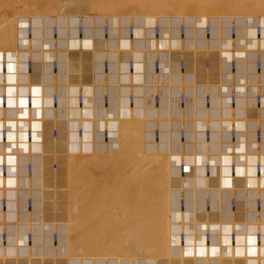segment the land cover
Wrapping results in <instances>:
<instances>
[{
	"label": "bare ground",
	"instance_id": "bare-ground-1",
	"mask_svg": "<svg viewBox=\"0 0 264 264\" xmlns=\"http://www.w3.org/2000/svg\"><path fill=\"white\" fill-rule=\"evenodd\" d=\"M3 1L7 2V0H3ZM131 1L132 0H126V1L125 0H10L7 2V4L10 5L8 6L4 5V7L3 8L1 7L2 9H0V50L3 51L8 48L12 49L11 47H13L11 51L14 52L15 55L17 54L16 59L17 57H19V55L20 56L24 55L23 61L21 60H19L21 62L14 61L15 69L17 66L23 72L25 69V60L27 54L31 55L35 61V71L33 78L32 75L28 76L27 78L25 74H22V77H24V79H21L20 82H18L17 78H15L17 79V81L15 80L14 82H8V84L11 85L8 86V90L13 91L12 87L16 84L17 85L20 84L21 89H23V96L21 97H23L24 103H25V98H24L25 93L27 91L33 92L34 94L33 104L28 106L33 108L34 105H37L39 107L40 110L38 109V111L40 114L37 122L40 123V121H42L41 126L39 127L42 129V132L44 130L46 132V133L45 132L41 133V131L39 130V132H37L33 140H31L33 135L31 138L25 137L26 138V142H25L24 140L19 139L17 125L19 124V122L26 123L27 120L24 119V116L22 117V119L20 118V120L16 119L15 117H11L9 121L10 123H12V127L10 126L11 128H9L6 142L5 141L2 142V140L0 139V144L2 145L10 144L16 146V143L18 142L16 147H19L20 151L17 150L16 147H14L13 149L16 151L25 152L30 150L36 154L34 157L33 172L29 177L30 179L28 183V185L31 186L32 188V189L29 188L28 192L33 194L34 196L33 205L31 207L26 208L23 201H19V203L17 204L18 211L16 210V215L13 216V220H12L13 224H9L8 226V237L10 232L14 233V236L10 237L8 240V242L10 241V243L12 244L11 245L12 247L10 246V243L7 244L10 247L5 246L4 243L0 245V264L12 263L11 258L12 259L17 258L14 260L12 264H15V262L17 264V261H19V264H27V263L45 264V262H50L49 260L56 261L57 259L63 262L67 261L69 262V264H77L79 262H84L85 260H88L90 264H101L103 260H105L106 258H113L114 260H120L121 264H129V262L131 263L133 262L134 264H158V263L176 264V261H178V259H175L171 255L173 253L171 247L172 238H173L172 234L174 230H176L177 227L180 225V222L182 221L181 219L182 214H184L185 220H188L190 218L188 210L191 208L192 203H190V201H187L185 205V209L183 210V212H180L177 199L179 198V195L183 193L186 195V199H188V197L192 195L198 196L199 199L201 198V196H203L204 192L202 189L198 188L197 190H195V188L199 187L200 184H203L201 182L203 179L202 175L204 173L202 166L203 162L205 159L209 158L212 161L211 163L213 167H215L217 162V156L185 155L184 152L182 151L183 150L188 151L190 149H193V147L187 144L185 147L179 145L177 127L179 124L184 122L187 125L197 123V126H195L194 129L200 128L201 126H203V124L199 120H201V118L206 117L208 115L212 116L213 113L216 112L217 108L215 109L211 108L210 112H208L206 108H204L203 96H202L204 86L196 85L197 82H202V80H197L200 78L199 77L200 74H198L199 75L198 77L194 75L197 79L195 77H194L195 79H193L192 69L194 68L189 69L188 68V66L190 67L189 64L185 68V70L179 69V66L176 63V61H178L176 53L174 52L169 53L171 52V49H169L167 52L160 51L159 54V59L161 61L160 70L162 71L160 72V74L158 75L156 74L154 77V74H152L151 72L154 70L153 58H155L157 54L155 55V53L153 52L152 55L147 53V55L145 56L144 54L143 58L141 59V55L139 54V51H137V48L141 47V44L144 45V47L145 45H147L146 47H149L148 45L149 41H147L146 39H145L146 41L144 40L138 41V36H140L141 34H145L148 31L144 33L145 28L142 23L143 20L138 18L137 17L138 15L136 16L132 12L133 8H131V12L133 14L132 13H127V14L130 15L132 14L135 15L136 17L133 16L132 18L130 17L131 18L130 20L128 19L126 20V18L124 17L125 15H122L121 18L124 17L125 22L128 21V23L126 22L127 24L124 23L126 26H128L129 23L134 24V28H135L134 32L136 37L134 36L133 37L134 41L132 43H129L131 46L128 45V43L123 44V41H121L118 44L120 35L116 34L115 32L116 30L113 29L116 26L114 24H110V22L107 21V20H115L116 18L111 17L109 13H111L112 15L113 14L112 12L114 10L117 11L116 9L118 7H119L118 9L122 11L124 9L122 8L123 5H126L124 7L125 8L127 7V9H129L128 6H130L133 3H134L133 5L135 6L137 5L135 4V1L132 2ZM143 1L144 0L141 1L137 0V2L140 3L139 5L142 6L140 8L143 7L145 8V6H143L145 4L146 5L151 4V3L143 4L142 3ZM145 1L149 2L148 0ZM154 1L156 4L154 3ZM154 1L153 0L151 1L155 4V5L153 3H152L153 5L151 4L153 7L158 5V3L156 2L157 0ZM163 1L167 4H169L171 1L173 4L172 3L170 4L171 6L170 8H173L172 5L173 6L177 5L178 7L181 8L188 7L187 5H189L191 6V8H193L192 7L193 5V6H197L196 9L198 8L199 10L205 9L206 11L202 10L203 13L202 14L200 13L202 16L205 11V13L209 12V14H211L210 16L213 17L212 15L216 10L210 13V10L207 9L212 7L213 9H216L217 6H222L223 4H226V6L229 7L228 11H223L226 12L224 15H226L228 12L229 14L236 15L237 17H241V15L246 17L247 15L250 16L249 14H253L252 16H250L254 18L253 21H255L256 18L257 19L259 18V21L256 20V22L254 23L252 21L251 22L254 24V29H255V24L260 23L261 25L260 34L258 35L253 34L251 38L249 33H248L249 35L246 34V29H247L246 25L249 24L246 22H249L250 19L252 18L248 20V18L246 17V19H244L241 23H239L237 22L238 19L235 20L234 17L233 20H235L239 24L240 32L237 33V36L240 37L245 36L249 38L250 41L251 40L253 42L256 41L262 50V54H264V37H261L264 36V0H166L168 2H166L165 0ZM163 1L159 0L158 2L160 3L162 2L163 4L164 3ZM126 2L127 3L130 2L131 4L129 3L128 5ZM115 4L116 6L117 5L118 6L116 9L114 8V10L112 11L109 7L110 6L115 7ZM139 5L137 6V8L139 7ZM162 6L165 8L164 5H161L160 7L162 8ZM147 7L148 5L146 6V8ZM157 9L159 10V6ZM221 9L222 8H220V10ZM27 10L36 11L37 14L43 13L46 15L48 14L55 15L59 13L63 15L61 18L62 21L37 20L36 22L35 20L38 19L37 18L38 15L37 17L35 16L36 17L35 20L27 19L25 17L26 18L25 26L24 28H21L23 29L24 32L22 31L17 32L16 15L19 14L20 12ZM105 10L106 11L111 10L110 12L109 11L107 12L109 16L104 15L106 14L104 12ZM150 10H152V8ZM140 11L141 10H139V12ZM218 12H222V11H217L216 14ZM33 13L35 14V12ZM96 14L98 15L103 14L102 17L105 16V18H101V19L102 20L106 19V20L104 21L100 20V22L97 23L98 16ZM116 14L117 13L115 12V16ZM218 14L220 15L221 13ZM244 14H246V16ZM182 18H184V16ZM182 18L178 19V22ZM50 19L52 20V18ZM149 19L150 22H153L151 18ZM158 19L164 26V27L162 26L160 32L161 36H166L168 38L170 36L173 37V41L169 42L167 48H172V49L179 48V40H177L179 38L177 36L178 23L176 24L174 23L176 26H173L172 23L174 18L172 19L166 17H158L156 20ZM214 19L216 21V18ZM221 19L224 20L225 18L223 19L221 17ZM212 20L208 21L213 28V31L210 33V36H205V34L202 33L203 32L202 31L201 34H203L204 37H200L199 35L197 38L196 35L195 39H192L188 35L189 32L186 33L187 38L185 39V43H184L186 44V47H190V48L193 47V49H197L198 51V49L200 50L201 48H205V46H207L210 40H216L215 42H218L220 39H223L224 36H223L222 24H225L224 22L225 20L221 21L222 22V24L220 23L221 25H219L218 22V27L216 26L217 25L216 22H215L216 25H213L210 22ZM20 23H22V21ZM28 24L32 25V32L29 34H27ZM106 24L109 25L110 27V32L108 36L104 32V26ZM203 24L201 25V27L200 26L199 27L202 28ZM53 26L56 27L55 31L53 30ZM79 27L81 28V32H79ZM124 27H123V31L125 29ZM190 27H192V24ZM141 28H143V30ZM21 32L24 33V35L19 34ZM247 32H249V30ZM17 33L19 34V36H23L19 38V42L20 41L22 42L20 43L18 42V45H16ZM125 33L126 32H124L123 34L125 35ZM227 36H229V34ZM146 38H148V36H146ZM226 39L228 38L226 37ZM21 43H23L24 46H21L20 45ZM25 44L27 46H25ZM126 45L128 47L130 46L129 47L130 54L129 55L127 54L126 57H122L124 52L122 53L119 50L126 49L127 48ZM119 53H121V55ZM136 54H139V56L137 57ZM129 56L133 57L135 60V64L133 66V70H134L133 72L135 73L134 81L139 82L137 84L135 83L136 86H133L132 81L131 80L129 81L127 76L123 73V71H127L128 66L125 63L129 58ZM52 58H55L57 60L56 67H53V62L51 61ZM105 58L108 59L110 62L109 67L107 68L104 67L103 65V59ZM3 59H5L7 62L6 69L9 65V59L7 57H2L0 59L1 70H2L1 62ZM136 59L138 61H141L139 64L140 67L139 70L137 69L135 70V67L138 65ZM165 69L166 71H164ZM4 70L5 69L3 68L2 71ZM191 71L192 73H190ZM188 74H190L191 76H189ZM10 76H12V74ZM30 78L33 83L31 84L30 87H24L23 85L28 83L30 81ZM262 78H264V73H262ZM119 85L121 87L124 86L128 91L126 94V102H128L127 95L129 92L133 91L135 95H137V91H140V89H145L143 94L141 95L142 93L141 92L140 93L141 96H138L140 100L138 99L135 100V103L138 101L137 105H135V103L134 106L131 104L125 105L124 101L121 99L120 96L121 91L118 90ZM157 89L161 93V100L158 106H154L151 103L152 101L151 96L153 94V90L156 91ZM210 89L214 96L216 89L214 87H211ZM182 91L185 92L186 99L184 102L181 103L179 102L178 95L179 92ZM79 93H81L83 96L82 100H79L78 98ZM103 93H109L110 95L109 104L112 105V108H107L106 106L103 105L101 98V95ZM12 94L16 95V90H14ZM53 94L58 95L57 103H53L51 101ZM16 102L17 99L15 103ZM212 102L216 107L217 97L213 98ZM47 104L49 106H47ZM20 108H24V107H20ZM33 111L34 113L37 112L36 109H33ZM46 111L53 118L48 120L49 118L46 117L47 116ZM14 113L16 114V111ZM36 119L34 118L35 121ZM28 120H30V118H28ZM3 122L4 121L0 119V127L3 124ZM30 124L31 123H29V125H27L26 127L30 126ZM155 126H158V128L160 129L159 135L157 136L154 135ZM53 128H57L58 132H57V136L55 137L56 141L54 140L55 143L51 145L48 143L47 140H48V136H51L49 130L51 132ZM34 130L35 129L33 128V134H34ZM104 130H108L107 139L103 135ZM150 137L153 142L152 145L149 144ZM74 138L80 140V143L79 141L75 142ZM81 141H83V143H81ZM2 148L4 149L5 146ZM3 149H0V151L5 150ZM95 152H97L96 155L94 154ZM90 154H91L90 158L92 157L94 158L93 162H91L89 159L85 160V158H83L85 157V155L90 156ZM137 158L139 161H141V163L137 160ZM102 159H104L103 163L109 162V164L112 165L111 166L112 169L114 170L110 169L111 167H109V164L108 166L106 164L105 165L106 167H103V169L101 168L100 173L98 174L99 176H103V177H99V176L97 177L95 173L93 177L94 176L97 177L95 178V181L97 180L96 181L97 183L95 181H90V179L92 178L90 177L92 176L91 173L93 174L94 171H97L98 173L99 168L98 170H96L97 169L96 165L98 163L97 161ZM129 159H135V161L133 160V162L135 164L136 169L132 166L134 169L133 174L131 173V171H129L130 170L129 164H131L130 163L131 160L129 161ZM181 160H185L189 165V171H186L184 174L179 171V163ZM137 161L140 164L147 161L145 162L147 163L146 165L145 164H142V166L140 165V167H143V165H145L144 166L145 169L146 166L149 167L150 165L152 166V168L157 167L156 169L153 170H157L159 168L160 170L157 171H159L160 173L159 172L157 173V171H155V175L157 174L159 176L151 175V171L153 172V170H151L152 169L151 167L149 168L150 172L148 171V169L147 170H145L144 168L140 169L139 163H137ZM94 162H97L95 163L96 165L93 164L95 165L96 168L92 166L95 169H93L94 170L93 172L90 171L91 173L88 177V174H86L88 173L87 170H92V167L90 166L92 165L91 163ZM86 167H88L89 169L86 170ZM104 168L110 169V171L113 172H110L109 170H105ZM136 170L138 171L137 174H135L136 172L134 173V171ZM143 170H145V172ZM80 171L81 173L83 171H87V172L85 173L83 172V174H81ZM104 171L106 172L105 174H107L108 171L111 173V174L109 173L110 174L109 177L113 176L112 177L113 179L111 178L113 183L114 180L116 179L118 180L117 181L118 183L116 184H119V182L124 183L125 181L127 182L129 180L133 182L132 180L135 179L132 178H136L135 183L138 185H135V187L137 186L136 188H139V190L142 182H144V180L148 178L147 177L148 174L149 176L151 175L152 178L154 177L155 185L156 183L159 184L158 182L159 179L161 178L160 182L161 180L164 181V183L163 182L160 183L161 185H163L161 186L162 190L160 189V187L158 188L161 191H163L162 193H164L165 195L160 193L158 194H160L159 196L161 197V199L165 196L166 199H163L165 201L162 200L161 202V199L158 200L159 197L158 198L156 197L157 199L156 201H155V197L150 198L152 196H156L158 192V190H156L157 192L154 191L155 192V194L153 193L154 195L153 194L152 196L149 195L152 193V192L149 193L150 190H152V188L148 185L150 184L151 186H155L154 184L152 185L151 183L154 180L153 179L151 181L152 179L151 176L149 177V179L151 178L150 179L151 182L148 180L147 182L150 183L149 184L143 183L144 185H142V187L143 186L145 187V185L150 187V189L149 188L147 189L145 187V189L147 190L145 189L144 190L145 193L149 191L148 194H146L147 198L149 197L151 200L154 199L153 205H155L158 202L160 203L159 206H161V203L162 204L164 203L163 204L164 207L163 205L161 206L163 208L159 207L157 203L156 205L158 206V209L160 208L161 210L155 213L157 214L156 217L155 215L152 214V216L154 217L150 220H148L149 218L148 219L144 218V216L141 213H138V215L141 214L140 216L141 217L143 216L142 218L140 216L136 217L135 215L134 218L128 219L131 218L130 211H129L130 214L126 212L128 213V215H130L129 217L124 215L122 216L123 218H120L121 215H119L118 217L117 214L118 212H116L117 208H115V206L119 208V211L121 209H124L126 206L123 208L124 205L119 203L120 205H122L119 207V204H115L114 202L120 200L121 203H124L122 192L120 196L118 195L119 194L118 192L114 191L115 189H112L111 191L107 185L109 189L108 191L113 192L112 194L114 196L111 193H105V194H109V197L110 195H112L113 199L115 197L114 202L112 201L113 199L110 200L113 202L114 205L113 207L116 209L114 214L115 213L117 214L113 216L114 214L112 213L113 212L112 205L110 206L107 205L110 203V201L108 202L109 197L107 198V200L105 199V201H107L106 205L109 206L110 210H108V207L106 205L104 206V204L102 203L105 201H101L100 203L103 204L102 206H104V208L101 205H97L99 203L98 201L103 199L99 197L105 195L104 193L102 195L99 194L100 193L99 191H101L100 190L101 184L98 181V178H100V180L102 179L101 183H103L104 181L103 179L107 177L106 175H104ZM147 171L148 174H146L147 175L146 176L143 173H147ZM128 172L129 174H127ZM101 173L103 175H101ZM134 174L135 176H133ZM19 175L20 172L18 174H15L16 179ZM158 177L160 178L158 179ZM86 179H88L90 182H95L93 184L99 186L96 187L92 185V183L89 184V182H87ZM111 179L109 178V180ZM131 182L130 184H133L132 186L134 187V183ZM108 183L109 182H107V184ZM128 183L129 182H127L126 184L124 183V185L126 186L124 189H126V191H127ZM88 185L89 186L92 185V186L91 188L86 187L88 189L87 193L90 194L91 190L94 189V191L91 193L93 197H91V194L90 195H87V193L84 194L85 190L84 192L82 190L84 189L83 186H88ZM105 185L104 187H106ZM113 186L115 187V183ZM129 186L128 188L131 187ZM94 187L97 189L99 188L98 189L99 191H96L97 189H95ZM117 187H119L118 188L119 190L121 186L118 185ZM135 187L133 189H130V191L133 190L136 192L137 189H135ZM142 187H141L142 191L137 190L139 194L140 192H143ZM155 187L157 188V186ZM106 188L104 189L107 190ZM154 189L155 188L153 187V190ZM160 190L159 192H161ZM95 192L98 193V195L100 196L98 197V195ZM93 193L97 195V197L95 196L96 199L93 200L94 202L92 200L90 201V199L94 198L95 194ZM126 193L129 194L130 192L129 193L128 191L125 192V195H127ZM133 193L134 192H131L132 195L129 194V197L126 196L127 198L130 199H132L131 196L133 197V200L130 199L128 200V201H132V203L129 202V204L131 203L132 206H134L133 204L135 202L140 201V199H138L140 196L142 197V195L144 196L145 194L142 193L138 195L137 193L136 196L137 197L139 196L137 198L135 196L136 193L134 194ZM25 194L21 195L22 200L26 196ZM88 196L89 198L90 197L91 198L90 199L86 198ZM83 197L86 198L85 203ZM97 198H99V200H97ZM120 198L121 199L123 198V200H121ZM86 200L87 201L89 200L90 203L97 202V204L95 203V205H97L95 206L97 207L95 210L99 211L100 214L107 208V212L110 211L108 213L109 215L113 216L114 219L117 216L116 218L119 219L115 220L113 223L112 218L109 217V219H111L112 221V224L111 223H109V225H105V223L102 224L105 226L104 227L105 232L103 230L102 232L100 229H98L100 231H98L97 229H93V227L96 228V226H94V222L97 219L104 220L103 215L106 213V211L101 215L98 214L95 210L92 211L95 208L93 204V207L91 206L92 208L90 209L91 212H89L90 210L88 209L90 207H88V205L90 206V204H88ZM141 200L142 203H146L144 200L147 199L141 198ZM149 202L147 201V204H151L152 201L150 203ZM136 204L134 207L137 208L138 207L137 205L139 204L137 205ZM141 204L139 207L143 209L144 207L142 208V206L144 205L141 206ZM147 204H145V206H147ZM99 206H101L102 210L103 209L104 210L100 212L101 208H99ZM132 206L130 205V207ZM148 207L146 210H144L145 212L149 208L151 209V207L152 210L153 208L155 209L156 206L153 207L151 205V207L149 208ZM136 208H133V210L135 209L133 213L138 212L140 209V208L138 209ZM82 209L85 210L81 211ZM86 210L88 211V213H93V214L96 213V215L98 214L99 217L102 216L103 218L102 217L99 218L97 215L98 218L96 219V215L94 216L92 215L89 221H87L88 219L83 220L81 219V216L83 215L81 214L79 215L78 211L79 213L80 212L83 213L84 211L87 213ZM123 211L122 214L125 213L126 208ZM154 211L156 212V210ZM154 211L152 212L154 213ZM150 212H148L149 214L147 212L146 213L151 218L152 216ZM86 213L85 215H88ZM146 213L145 216H147ZM77 214L79 215V217ZM85 215L83 216L84 219L86 218ZM107 215L106 218L108 219ZM87 218H89V216H87ZM91 219L94 220L96 219V220L94 221ZM45 222L47 226L50 225L58 230L59 237L57 241L52 242L49 239L48 235L45 236L44 238H37L34 239L35 241L33 243V246H31L32 247L31 249L22 244L23 249H21V251L19 252L20 254V255L18 254L19 256L17 257H15L14 255L12 257L9 256V254H11V252L15 250V243L18 241V239H22V234L24 233L25 228H29L30 224H32V226L35 229H40L43 227V224L45 225ZM90 222H93L91 223L93 224V226H91ZM96 222H99V220ZM100 223H102V221H100L99 224ZM102 225H100V227ZM83 227H85V230L87 231L89 230L88 231L89 233L88 232L86 233ZM91 227L93 229L92 231H95L94 233H92V231L90 233ZM8 250H12V251H8Z\"/></svg>",
	"mask_w": 264,
	"mask_h": 264
},
{
	"label": "built area",
	"instance_id": "built-area-1",
	"mask_svg": "<svg viewBox=\"0 0 264 264\" xmlns=\"http://www.w3.org/2000/svg\"><path fill=\"white\" fill-rule=\"evenodd\" d=\"M153 20L148 38L146 33L138 36V41H149V47L141 44V47L137 48L141 59L147 53L157 54V56L153 54L154 70L151 73L154 77L160 74L162 71L160 51L167 52L171 49L169 53H176L179 69L185 70L191 63L190 66L195 69L196 74L200 73L202 82H197L196 85L204 86L202 87L204 108L208 112L211 108H217L212 116L208 115L199 120L203 124L200 128L194 129L197 123L187 125L184 122L177 127L179 145L185 147L187 144L193 147L188 151L183 150L185 155L217 156V162L215 167L209 158L203 162L204 173L201 181L203 184L195 188V190L200 188L204 192L200 199L194 195L186 199L184 193L177 197L180 212L185 209L187 201H190L192 206L188 210L190 218L185 220L182 214V221L172 234L171 255L178 259L176 264H264V79H262L264 54L256 41H250L245 36H237L240 31L239 24L235 20L230 21L226 27L230 34L228 39L218 38L220 40L215 43L209 41L205 48L198 51L184 44L186 33L193 23L191 17L182 18L178 22L179 48L176 49L167 48L173 37L161 36L163 25L159 19ZM53 30H56L55 26ZM134 30L133 23L125 27L124 42L134 41ZM212 31V25L205 21L203 24L205 36H210ZM260 31V23L255 24V34H260ZM31 32L32 25L28 24L27 34ZM79 32H81L80 27ZM104 32L108 36L109 25L104 26ZM119 32L118 29V35ZM119 51L130 54L129 47ZM199 52L202 54L199 55ZM51 61L53 67H56L57 60L52 58ZM136 61L141 62L137 59ZM109 64L108 59H103L104 67H109ZM125 64L128 68L123 73L129 81H132V85L136 86L135 83L139 82L134 81V58L129 56ZM6 65L7 62L3 59L2 70L3 68L6 70ZM34 71L35 61L27 54L24 72L16 66V69L14 68L10 73L11 77L18 78L20 82L22 74L27 78L32 75L33 78ZM6 80L5 85L0 88V119L4 121L0 127L2 142H6L9 128L12 127L9 121L12 116H7L9 101L11 98L16 101L17 97L12 93L21 86L16 84L12 87L13 91H9L8 86L11 85ZM32 83L30 78V81L23 86L30 87ZM211 87L216 89L214 96ZM33 96L32 91L25 93L27 106L33 104ZM82 97L79 93V100H82ZM215 97H217L216 107L212 102ZM101 98L104 106L112 108L109 104V93H103ZM127 98L129 104L133 105L137 95L132 91L128 93ZM178 98L179 102H184L185 92H179ZM57 99L58 95L53 94L51 101L57 103ZM151 100L154 106L160 104L161 93L158 89L153 90ZM24 131V137H32L31 125ZM57 132V128H53L50 132L51 137L55 138ZM159 132L160 129L155 126L154 135H159ZM103 135L107 139L108 130H104ZM13 148L14 146L9 145L4 151H0L1 242L8 241V226L13 224V216L16 215L19 201H23L28 208L33 205L34 200L33 194L28 192L29 188L32 189L28 183L36 154L30 150L19 152ZM179 171L183 174L189 171V165L185 160L180 161ZM19 172L20 175L16 179L15 174ZM22 194L26 195L23 200ZM47 235L52 242H55L58 240L59 232L55 227L47 226L46 222L40 229H35L30 224L29 228H25L22 239L17 244H23L31 249L34 239L44 238ZM49 261L48 264H66L59 259ZM101 264H121V261L106 258ZM129 264L134 263L129 262Z\"/></svg>",
	"mask_w": 264,
	"mask_h": 264
},
{
	"label": "rangeland",
	"instance_id": "rangeland-1",
	"mask_svg": "<svg viewBox=\"0 0 264 264\" xmlns=\"http://www.w3.org/2000/svg\"><path fill=\"white\" fill-rule=\"evenodd\" d=\"M1 1H2V2H1ZM8 1H10V0H7V2H8ZM125 1H126V0H125ZM132 1H135V4H137V5L135 6V5H133L134 3L131 4V3L129 2V3L131 4L130 6H128V8L130 9V11H129V9H127V7H126V8L124 7V6H126V5H123L122 8H124V9H123V10L121 9L122 11H120V9H118L119 7L117 8L118 5L116 6V4H115V7L110 6L109 8H110L112 11L114 10V8H115V9L117 8V9H116L117 11H115V10H114V11L117 13L116 16L118 15V16L116 17V16H115V12L113 11V12H112V13H113V14H112L113 16L111 15V13H109L110 16L113 17V18H116V19L118 18V19H117V20H116V19H115V20H107L108 22H110V24H114V25L116 26L115 28L112 27L113 29L116 30V31H115L116 34H118V29H119V31H120V32H119V33H120L119 35H120V37H122V38H121V41H123V44H124V43H126V44L128 43V45H130L129 42H127V41L124 42V40H123V35H124L123 33L125 32V29H124V31H123V27H124L125 24L128 23V21H126L127 23L125 22L124 17L126 18V20H127V19L130 20L133 16H135V15L137 16V15H138L137 17L140 18L141 20H143L142 23H143V25H144V28L146 29V31H145V29H144V33L147 32V31L149 32V31L151 30V26H152L153 22H150V19H149V18H151L152 21H154L153 19H157L158 17H166V18H172V19L174 18L172 24H173V26H176L175 24L178 23V19L182 18L183 16H184V18H190V17H191L193 23H192V27H191L190 29H192V30H189L188 35H189L190 38L195 39L196 35H197V38H198L199 35H200V37H204L203 34H201V32L203 31V27H202V28H200V27H201V25L203 24L204 20L206 21V19H207V21L213 19V20H212L213 22H212V21H210V22H211L213 25H216V23H217V25H216L217 27H218V22H219V25H221V24H222L221 21H224V20H225V21H224L225 24H222V26H223V36H224V37L226 36L227 38H229V37H230V34L228 33L226 27H228L230 20H233V18L235 17V20L238 19L237 22L241 23L244 19H246V17H247L248 20H249L250 18H252V17H250V16L253 15V14L246 13V14H249L250 16H248V15L246 16V14H244L246 17H244V16H242V15H241V17H237L236 15L229 14V12H228L226 15H224L226 12H223V11H228V10H229V7H227L226 4H223V5H225V6H223V5H222V6H217L216 9H213V7L207 9V10H210V13H212V11H215V10H216V11L214 12V14L212 15L213 17H211V16H210L211 14H209L208 11H207L208 13H205V11H206L205 9H202V10H205V11H204V14H207V15H204V14H203V16H202L201 14L203 13V11H202L201 9L199 10V8L196 9L197 6H193V5H192L193 8H191V6H189V5H187L188 7H185V8L178 7L177 5H175V6H177V7H175V6L172 5L173 8H170V7H171L170 4L172 3L171 1H170L169 4H167V3H165V2L162 0V1L164 2V3L162 4V2L160 3V2H158L159 0H157L156 2L158 3V5H156L155 7H153L152 5L155 3L154 0H153L154 3L151 2L152 0H148L149 2H146V1L144 0V1L142 2L143 4H144V3H151V4L153 3L152 5H151V4H150V5L147 4L148 7H151V8H152V10H150L151 8H148V7H147L148 9L146 8V6H147L146 4L143 5V6H145L146 9H145L144 7H143V8H140V7H142V6L139 5L140 3L137 2V0H132ZM132 1H131V2H132ZM140 1H141V0H140ZM160 1H161V0H160ZM165 1H166V0H165ZM7 2H6V1H3V0H0V9H2V8L4 7V5H7V6L10 5V4H7ZM166 2H168V1H166ZM126 3H127V2H126ZM129 3H127V4L129 5ZM155 4H156V3H155ZM155 4H154V5H155ZM159 4L164 5V6L167 4V5L165 6L166 9H165L163 6H162V8H161V7H160L161 5H159ZM172 4H173V3H172ZM138 5H139V7H138L139 9L137 8ZM158 6H159V10L157 9ZM1 7H2V8H1ZM174 7H175V8H174ZM189 7H190L191 9H190ZM194 7H195V8H194ZM219 7L222 8V9L220 10ZM224 7H226V8H224ZM112 8H113V9H112ZM120 8H121V7H120ZM131 8L134 9V11H133V9H132V12H133L135 15H132L133 13L131 12ZM153 8H154V9H153ZM223 8H224V9H223ZM125 9H127V10H125ZM135 9H136V10H135ZM160 9H161V10H160ZM162 9H163V11H165V12H163ZM164 9H165V10H164ZM170 9H171V10H170ZM211 9H212V10H211ZM111 10H110V11H111ZM124 10H125V11H124ZM137 10H138V11H137ZM139 10H141V11L139 12ZM143 10H144V11H143ZM145 10H147L148 13H147V11H145ZM194 10H195V11H194ZM30 11H31V12H30ZM108 11H109V10H108ZM108 11L105 10L104 12H105L106 14H104V13H103V14L109 16V14L107 13ZM110 11H109V12H110ZM118 11H119V12H118ZM127 11H128V12H127ZM142 11H143V12H142ZM217 11H222V12H218V13H221L220 15H222V14H223V15L220 16L218 13H217V14H218V15H217V14H216ZM33 12H35V14H34ZM121 12H123V13H121ZM124 12H125V14H124ZM141 12H142V13H141ZM26 13H27V14H26ZM32 13H33V14H32ZM60 13H61V12H60ZM127 13H132V14L130 15V14H127ZM139 13H140V15H139ZM153 13H154V14H153ZM182 13H183V15H182ZM191 13H192L193 15H192ZM200 13H201V14H200ZM98 14H99V12H98ZM98 14H96V15L98 16L97 23L100 22V20H101V21L106 20V19H104V20L101 19V18H105V16L102 17L103 14H100V15H98ZM150 14H151V15H150ZM195 14H196V15H195ZM208 14H209V15H208ZM228 14H229V15H228ZM23 15H24V16H23ZM29 15H30L31 17H30ZM37 15H38V17H37ZM45 15H46V14H43V13H40V14L38 13V14H37L36 11H32V10H27V11L20 12L19 14L16 15V16H17V17H16V19H17V20H16V22H17V32H18V31H22V32H24L23 29H21V28H24V26H25V22H26V18H27V19L35 20L36 17H37L38 19L35 20L36 22H37V20H38V21H62V19H61L62 16H63L62 14H59V13H58V14H55V15H49V14H48L49 17H48V15H46V16H45ZM59 15H60V16H59ZM122 15H125V16H124L123 18H121ZM129 15H130V16H129ZM147 15H148V16H147ZM170 15H171V17H170ZM186 15H188V16H186ZM214 15H216V16H214ZM35 16H36V17H35ZM39 16H40V17H39ZM57 16H58V17H57ZM99 16H100V17H99ZM136 16H135V17H136ZM195 16H196V17H195ZM224 16H225V17H224ZM228 16H229V17H228ZM232 16H233V17H232ZM254 16H255V15H254ZM25 17H26V18H25ZM29 17H30V18H29ZM33 17H34V18H33ZM47 17H48V18H47ZM55 17H56V18H55ZM111 17H110V18H111ZM130 17H131V18H130ZM146 17H147V19H146ZM176 17H177V19H176ZM192 17H193V18H192ZM202 17H203V18H202ZM221 17H222L223 19H224V18H225V19L222 20ZM20 18H21L22 20H21ZM41 18H42V19H41ZM50 18H52V20H51ZM96 18H97V17H96ZM119 18H120V21H119ZM208 18H211V19H208ZM214 18H216V21H215ZM218 18H219V19H218ZM229 18H230V19H229ZM239 18H240V19H239ZM255 18H256V17H255ZM18 19H19V20H18ZM43 19H44V20H43ZM45 19H46V20H45ZM55 19H56V20H55ZM253 19H254V18L250 19L249 22H246V23H249V24L246 25V26H247L246 34H247V35L250 34V38L253 36V34H255V29H254V24H253V23L256 22V20L259 21V18H258V19L256 18L255 21H253ZM98 20H99V21H98ZM218 20H219V21H218ZM248 20H246V21H248ZM18 21H19V22H18ZM21 21H22L23 24L20 23ZM35 21H34V22H35ZM121 21H122V23H121ZM145 21H146V22H145ZM198 21H199V22H198ZM202 21H203V22H202ZM228 21H229V22H228ZM251 21H252L253 23H252ZM117 22H118V23H117ZM119 22H120V23H119ZM148 22L150 23L151 26L149 25ZM215 22H216V23H215ZM224 22H223V23H224ZM244 22H245V21H244ZM124 23H125V24H124ZM174 23H175V24H174ZM220 23H221V24H220ZM118 24H119V25H118ZM196 24H197V25H196ZM251 25H252V26H251ZM18 26H19V28H18ZM111 26H113V25H111ZM190 26H191V25H190ZM196 26H197V27H196ZM199 26H200V27H199ZM248 26H249V27H248ZM121 27H122V28H121ZM125 27H126V25H125ZM125 27H124V28H125ZM193 28H194V29H193ZM18 29H19V30H18ZM20 29H21V30H20ZM200 30H201V31H200ZM224 30H225L226 32H225ZM248 30H249V32H247ZM199 31H200V32H199ZM250 31H251V32H250ZM252 31H253V32H252ZM22 32L19 33V34L24 35V33H22ZM148 32H147L146 34L149 35ZM174 32H175V31H174ZM97 33H99V32H97ZM111 33H112V32H111ZM202 33H204V32H202ZM248 33H249V34H248ZM17 34H18V33H17ZM17 34H16V45H18L19 38L23 37V36H19V34H18V35H17ZM112 34H113V33H112ZM173 34H174V33H173ZM228 34H229V36H227ZM148 35H147V36H148ZM174 35H175V34H174ZM174 35H173V36H174ZM18 36H19V37H18ZM192 36H193V37H192ZM73 37H74V36H73ZM224 37H223V39H224ZM226 37H225V39H226ZM248 37H249V36H248ZM261 37H264V36H261ZM20 40H22V39H20ZM210 41L213 42V43H215L216 40H210ZM20 42H22V41H20ZM20 42H19V43H20ZM20 45H21V46H24L23 43H21ZM20 45H19V46H20ZM25 46H27V45L25 44ZM126 46H127V45H126ZM130 46H131V45H130ZM130 46H129V47H130ZM11 48L13 49V47H11ZM127 48H128V46H127ZM12 49H10V48L5 49V50H3L4 52L0 50V59H1L2 57H7V58L9 59V65H8V67H7V69H6L7 71H6V70L2 71L1 68H0V72L2 71V72L0 73V85H1V86L5 85L4 83H5V79H6V77H7V80H6L7 83H8V82H14L15 80L17 81L18 78L15 79L14 77H11V76H10V75H11L10 72L13 71V69L15 68L14 66H15V62H16V61H17V62H21V61H23V59H24V55H22V56L19 55V57H17V59H16L17 54L15 55L14 52L11 51ZM129 49H130V48H129ZM9 50H10V51H9ZM198 54L200 55V54H202V52H199ZM14 55H15V57H14ZM126 55H127V54H124V53H123V56H122V57H126ZM136 56L138 57L139 54H136ZM19 60H21V61H19ZM14 61H15V62H14ZM137 64H138V65L135 67V70H136V69H137V70L140 69V67H139L140 62H138ZM189 65H192V64H189ZM188 68H189V69H190V68L192 69L193 67H191V66L189 67V66H188ZM192 71H193V74H192V75H193V79H195L196 77L199 76L198 74H200V73H197V75H196L195 69H192ZM192 71H191L190 73H192ZM8 72H9V73H8ZM194 72H195V73H194ZM262 73H264V71H262ZM188 75L191 76L190 74H188ZM194 75H195L196 77H195ZM1 77H3V80H1ZM20 77H22V76H20ZM187 77H188V76H187ZM194 77H195V78H194ZM199 77H200L199 79H197V78H196V79H197V80H202V79H201L202 77H201V76H199ZM188 78H189V77H188ZM21 79H24V77H22ZM262 79H264V78H262ZM125 85H126V84H125ZM1 86H0V88H1ZM118 90L121 91V95H120V96H121V99L124 101L125 105H127V104L129 105V103L126 102V94H127V92H128V91L126 90V88H125L124 86L121 87V86L119 85V89H118ZM144 90H145V89H140V91H137V99H138V100H140V99L138 98V96H141V95L143 94ZM141 92H142V93H141ZM138 93H139V95H138ZM140 93H141V95H140ZM19 95H20V96H19ZM36 95H37V92H36ZM17 96H18V98H16V99H17V102H16V103H15V101H13L12 98L10 99L9 104H8V107H7V109H8L7 116H8V114H9V116L15 117V118L18 119V120H20V118L22 119V117L24 116V119L27 120L26 123H24V122H19V121H18L19 124L17 125V127H18V128H17V131H18L19 139H22V140H24V141L26 142V138L24 137V132H25L24 130H25V127H26L27 125H29V123H31L30 125L33 126V128L35 129V130H34L33 137L31 138V140L34 139L35 135L37 134V132H39V130L41 131V133L45 132V130L42 132V129L39 127V126H41L42 121H40V123L37 122V120L39 119V114H40L39 111H38L39 107H38L37 105H34V107L31 108L30 106H27V104L24 103L23 97H21V96H23V89H21V87L19 88V90H18V89L16 90V97H17ZM140 98H141V97H140ZM22 101H23V102H22ZM137 102H138V101H137ZM137 102L135 103V105H137ZM16 104H17V105H16ZM36 104H37V103H36ZM13 105H14V106H13ZM15 105H16V106H15ZM22 105H25V106H22ZM131 105H132V104H131ZM47 106H49V105L47 104ZM133 106H134V104H133ZM16 107H17V108H16ZM20 107H24V108H20ZM15 108H16V109H15ZM26 108H27V109H26ZM33 109H36L37 112L34 113ZM39 110H40V109H39ZM45 110H46V109H45ZM2 111H3V109H2ZM15 111H16V114L14 113ZM30 111H31V112H30ZM21 112H22V113H21ZM21 114H22V115H21ZM46 114H47L46 117L49 118L48 120H50L51 118H53L51 115H49V114L47 113V111H46ZM28 118H30V120H28ZM32 118H33V120H32ZM34 118H35V119L37 118L36 121L34 120ZM48 120H47V121H48ZM28 122H29V123H28ZM43 122H45V121H43ZM27 123H28V124H27ZM148 128H149V126H148ZM45 133H46V132H45ZM49 133H50V130H49ZM45 136H46V135H45ZM31 140H30V142H31ZM50 140H53V141H50ZM54 140H55V138H52L51 136H48V140H47V141H48L49 144L52 145L53 143H55L56 140H55V141H54ZM150 140H151V137H150V139H149V142H150L149 144L152 145L153 142H152V140H151V141H150ZM47 141H46V142H47ZM74 141H75V142L79 141V143H80V140H77V139H75V138H74ZM81 143H83V141H81ZM17 144H18V142L16 143V146H17ZM3 145H4V144H3ZM3 145L0 144V149H3L2 147H4V146H5L4 149H6V146L8 147L10 144H9V145H4V146H3ZM11 146H13V145H11ZM16 146H14V147H16ZM16 148H17V150L20 151L19 147H16ZM4 149H3V150H4ZM63 151H64V150H63ZM96 153H97V152H95L94 154L96 155ZM37 157H38V154H37ZM90 157H91V154H90V156H89V155H85V157H83V158H85V160H88V159H89L91 162H93V161H94V158H93V157L90 158ZM130 158H131V157H130ZM130 160H131V162H130L131 164H129V167H130V170H129V171H131V173L133 174V170H134L133 167L136 169L135 164H134V162H133V160L135 161V159H129V161H130ZM137 160H138V158H137ZM144 160H145V159H144ZM95 161H97V160H95ZM103 161H104V159L97 161V162L100 163V164H98L97 162L91 163L92 165H91L90 167H92V166L95 167V165H96L95 163H97V165H96L97 169H96V170H98V168H99L98 173H97V171H94V170H93V169H95L96 167H95V168L92 167V170H87V169H89V168L86 167V170L88 171V173H86V174H88V177H89V175H90V173H91L90 171H92V172L94 171L93 174L91 173L92 176H90V177H92V178H91L92 180H91L90 178H88V177H86V178L90 179V181H95V178H97V177L99 176L98 174L100 173L101 168L103 169V167H106V166H105L106 164H107V166H108V164H109V162H108V163H103ZM123 161H124V160H123ZM138 161H139V160H138ZM138 161H137V163H139V162L141 163V161H139V162H138ZM142 161H143V160H142ZM127 162H128V161H127ZM145 162H147V161H145ZM145 162H143L142 164H145V165H146L147 163H145ZM101 163H103L104 165L101 164ZM140 163H139V167H140V165L142 166V164H140ZM93 164H95V165H93ZM111 164H112V163H111ZM101 165H103V166H101ZM114 165H115V164H114ZM130 165H131V166H130ZM145 165H143V167H140V169H142V168L145 169V167H144ZM111 166H112V165L109 164V167H111ZM132 166H133V167H132ZM150 167L152 168L151 165H150L149 167L146 166V169H145V170L148 169V171L150 172V169H149ZM153 167H154V166H153ZM131 168H132V170H131ZM156 168H157V167H156ZM156 168H152L151 170L156 169ZM90 169H91V168H90ZM104 169H105V168H104ZM110 169H112V167H111ZM110 169H107V168H106L105 170H109V171H110ZM127 169H128V168H127ZM138 169H139V168H138ZM81 170H82V169H81ZM83 170H85V169H83ZM112 170H114V169H112ZM145 170H143V171L145 172ZM157 170H160V169L158 168ZM157 170H153V172L151 171V175H152V176H159V175H157V174L155 175V171H157ZM87 171H83V172L85 173V172H87ZM109 171H108L107 174H105L106 172L104 171V175H106L107 177H106V176H105L106 178L104 177L105 179H103V180H104L103 183H101V182H102V181H101L102 179L100 180V178H98V181H99L100 184H101V188H100L101 191L98 190L99 188H98V189L95 188V187H94V188L97 189L96 191H99V192H100L99 194H101V195H102L103 193H104V194H105V193H111V194H112V193H113V192H111L112 189H115L114 191H115V192H118V193H119L118 195H120V196H121V192H122V197L124 198V200H123V198H122V199L120 198V199L123 200L124 203H121L120 200L114 202L115 197H114V199L112 198V197L114 196L113 194H112L113 196L110 195V197H109V194H105V195H103V196L101 197L100 195H98V193L95 192V193L98 195V197L100 196L99 198H103L102 200H99V198H97V200H99V201H98V202H99L98 204H97V202H95L97 205H101V206H102V205L104 204V206H105V205L107 204V203H106L107 201H105V199L107 200V198L109 197V198H108V202H109L110 200L113 199L112 201H113L115 204H119V203H120V204L124 205L123 208L126 206V207H125V208H126L125 213L128 212V213L130 214V212H131V218H128V217L130 216V215H128V213H126V214H125V213L122 214V211H123L125 208H124V209H121V210H120L121 212H120V211H119V208L115 206V208H117V211H116V209L113 207V206H114V205H113V202L110 201V203L107 204V205H109V206L112 205V208H113V210H112L113 212H112V213L114 214L115 211L118 212V213H117V214H118V217H119V215H121L120 218H123L122 216L125 215V216H128V217H127L128 219H132V218L135 217V215H136V217H139L141 214L144 216V218H146V219L149 218L148 220H150V219H152V218L154 217V216H152V214L155 215V217H156L157 214H155V213H157L159 210H161L160 208L158 209V206H159L160 203L157 202V203H158V204H157V203L155 202L158 206H157L156 204L153 205V204H154V203H153V200H154V199L151 200L150 198H154V197H155V201H156V200H157L156 197H157V198L159 197V198H158V200H159V199H161V197H160L159 195H160V194H164V193H162L163 191H161V190H162V187H161V186H163V185L160 184L161 182L164 183V181L161 180V182H160V179H161L160 177H158V179L160 178V179H159V182L156 181V182H158V183L160 184V186H159V184H157L156 182H155L156 185L154 184L155 179H154V177L152 178L151 175H150L151 178H152V179L150 178L151 181H152L153 179H154V180H153V182L150 181V179H149L150 176H149V174H148V171H147V173H143V172H141V173H143V174H145V175L148 174V176L146 175L148 178H146V180H144V182H142V184H141V186H140V190H141L142 185H144L143 183L149 184V183L151 182L152 185L154 184L155 186H157V188H156L155 186H151V185L149 184L148 186H150V187L152 188V190H153V187L155 188L153 191H152V190H150V192L148 191L149 193L152 192V193L149 194V195L152 196L153 193L155 194L154 191H156V190H158V192L156 191L157 194L160 193V194H158V195L156 194V196H152V197H150V198H149V197L147 198V196H146V194H148V192L145 193V190H147L148 188L150 189V187H148L147 185H145V187L147 188V189H145V187L143 186V187H142L143 192H140V194H142V193H145V194H144V196L142 195V197H141V196H140V197L138 196V197H139V198H138L136 195H137V193H138L137 190H139V188H136L137 186L135 187V185H138V184L135 183V182H136V181H135L136 178H132V179H135V180H132L133 182H131L130 180L127 181V182H129V183H128V186L130 185V186L132 187V188H131V187L129 186L130 188H128V186H127V191H128V193L130 192L129 194L132 195L131 192H134V193H136L135 196H136L138 199H140V201H137V202H135V203L133 204L134 206H135L136 203L139 204V205L136 204V205L138 206V207L136 208V207L132 206V204H131L132 201H128L130 198H127L126 196L129 197V194L126 193L127 195H125V192H127V191H126V189H124V188L126 187V186L124 185V183L126 184L127 182H126V181H125L124 183H123V182H119V184H116V183H118V182H117L118 180L116 179V180H114V183H115V187H114V186H113L114 183H113V181H112V179H113L112 177H113V176L109 177L110 174H111L110 172H113V171H110V172H109ZM139 171H141V170H139ZM83 172L81 173V171H80L81 174H83ZM135 172H136V173H135ZM158 172H159V171H157V173H158ZM95 173H96L97 177H95V176L93 177V175H95ZM109 173H110V174H109ZM134 173L137 174L138 171L136 170V171H134ZM159 173H160V172H159ZM127 174H129V172H128ZM132 174H131V175H132ZM135 174H134L133 176H135ZM139 174H140V173H139ZM101 175H103V174L101 173ZM79 176H80V175H79ZM79 176H78V177H79ZM85 176H87V175H85ZM78 177H77V178H78ZM99 177H103V176H99ZM77 178H76V179H77ZM109 178H110V179L112 178V179L109 180ZM88 179H86L87 182H89V184L92 183V185H94L93 183H95V182L97 181V180H96L95 182H90ZM93 179H94V180H93ZM114 179H115V177H114ZM105 180H106L107 182H109V183L107 184V182H106ZM108 180H109V181H108ZM148 180H149L150 182H147ZM111 181H112V182H111ZM99 182H98V183H99ZM105 182H106V183H105ZM130 182H131V183H134V187H135V189H137L136 192L133 191V190L130 191V189H133V188H134V187L132 186L133 184H130ZM96 183H97V182H96ZM120 183H121L122 185H121ZM102 184H103V186H102ZM105 184H106V185H105ZM92 185H90V186H89V185H88V186H83L84 189H82V190H83V192H84V190H85L84 194H86V193H87V190H88L86 187H88V188L90 187V188H91ZM104 185H105L106 187H107V185H108V187L110 188L111 191L109 192V191H108V190H109L108 187L106 188V187H104ZM116 185H117V186H118V185L121 186L119 190H118L119 187H117ZM139 185H140V184H139ZM94 186H96V184H95ZM98 186H99V185H98ZM98 186H96V187H98ZM102 187H103V190H102ZM116 187H117V189H116ZM158 187H160L161 190H160ZM81 188H82V186H81ZM81 188H80V189H81ZM104 188H106L107 190H105ZM122 189H123V190H122ZM135 189H134V190H135ZM144 189H145V190H144ZM104 190H105L106 192H105ZM140 190H139V191H140ZM159 190H160L161 192H159ZM69 191H70V190H69ZM93 191H94V189L91 190L90 194H91ZM102 191H103V192H102ZM119 191H120V192H119ZM141 191H142V190H141ZM83 192H82V193H83ZM101 192H102V193H101ZM95 193H93V194H95ZM134 193H133V194H134ZM84 194H83V196H84ZM90 194L87 193V195H90ZM96 194L94 195V198H93V199H90L91 197H93L92 194H91V197H90V198H89V196L86 197V198H89L90 201H91V200L93 201L94 199H96L95 196L97 197ZM115 194H116V193H115ZM140 194L138 193V195H140ZM154 194H153V195H154ZM87 195H85V196H87ZM106 195H108V196H106ZM149 195H148V196H149ZM164 195H165V194H164ZM164 195H161V196H164ZM104 196H105V197H104ZM135 196H134V197H135ZM145 196H146V197H145ZM164 197H165V196H164ZM164 197L161 199V202H162L163 199H166V197H165V198H164ZM83 198H84V197H83ZM86 198H84V203H85V199H86ZM131 198H132V199H130V200H133V197H132V196H131ZM137 198H136V199H137ZM141 198H142V199H145V198H146L147 200H144L146 203H142ZM136 199H134V200H136ZM148 199H149V200H148ZM125 200H126V203H125ZM150 200H151L152 202H151ZM86 201H87V200H86ZM95 201H96V200H95ZM101 201H105V202H102L103 204H100ZM144 201H143V202H144ZM147 201H148V202L150 201L151 204H147ZM163 201H165V200H163ZM87 202H88V204H90V206L88 205V207H90L89 209L86 207L88 210H90V209L93 207V204H94V207L97 206V205H95V203H93L94 201H93L92 203H90L89 200H88ZM111 202H112V203H111ZM117 202H118V203H117ZM129 202H131V203L129 204ZM150 202H149V203H150ZM141 203H142V204H141ZM120 204H119V207L122 206V205H120ZM125 204H126V205H125ZM127 204H128L129 207L127 206ZM140 204H141V206L144 205V206H142V208L144 207L143 209H141V207H139ZM145 204H147V206H145ZM163 204H164V203H163ZM163 204L161 203V206H162ZM107 205H106V206H107ZM130 205H131L132 207H130ZM148 205H149V207H151V205H152L153 207H154V206H156V207H155V209L153 208V210H152V207H151V209H150V208L148 207ZM91 206H92V207H91ZM101 206H99V208H101ZM104 206H102V207L104 208ZM109 206H107V207H108V210H110V209H109ZM161 206H159V207H161ZM147 207L149 208L148 210H150V211H151V210H152V211L156 210V212L154 211V213H153L152 211H151V212L148 211V210L146 211L147 213L150 212V214H151V216H152L151 218H150L149 215H148L149 213L147 214V213L144 211V210L147 209ZM163 207H164V205H163ZM163 207H161V208H163ZM96 208H97V207H95L92 211H94ZM99 208H98V209H99ZM110 208H111V207H110ZM127 208H128V209H127ZM129 208H130V210H129ZM133 208H136V209L140 208L141 210L139 209L140 212L138 211V212L133 213L134 210H135V209L133 210ZM156 208H157L158 210H157ZM131 209H132V211H131ZM83 210H85V209H82L81 211H83ZM99 210H100V209H99ZM103 210H104V209H103ZM103 210H102V208H101L100 212L103 211ZM79 211H80V210H79ZM79 211H78V214H79V215L81 214V215L84 216L85 213H86L85 211H84L85 213H84V212H83V213H82V212L79 213ZM86 211H87V210H86ZM95 211H96L98 214H100L99 211H97V210H95ZM105 211H106V213H105ZM129 211H130V212H129ZM143 211H144V212H143ZM89 212H91V210H90ZM109 212H110V211H109ZM109 212H107V208H106L103 212H101V214L105 213V214L107 215ZM119 212H120V214H119ZM123 212H124V211H123ZM76 213H77V212H76ZM136 213H137V214H136ZM138 213H141V214L138 215ZM145 213L147 214V216H145ZM0 214H1V208H0ZM78 214H77V215H78ZM86 214H88V215H85L86 218L84 219L83 216H81V219H83V220H87V219H88L87 221H89V219L92 217V215H93V216L96 215V213H95V214H93V213H88V211H87ZM90 214H91V215H90ZM98 214H97V215H98ZM101 214H100V215H101ZM105 214L103 215L104 220H102V219H97V218L99 217V215H98V217H97V215H96V219H97V220H96V219H95V220H96V221L99 220V222L102 221V223H100V224H99V222H96L94 219H91V220H94V221L96 222V224H95V222H94V226H96V228L93 227V229H97V230L100 229L101 231L103 230V231L105 232V230H104V227H105V226L102 225V224L105 223V225H109V223L112 224V221H113V223H114L115 220L119 219V218H116L117 216L115 217V219L113 218V216H115L116 213H115L114 215L112 214L113 216H111V215L108 214V215H107L108 219L106 218V215H105ZM110 214H111V213H110ZM117 214H116V215H117ZM79 215H78V217H79ZM87 216H89V218H87ZM143 216H142V217H143ZM101 217H102V216H100L99 218H101ZM103 217H102V218H103ZM109 217L112 218V221H111V219H109ZM140 217H141V216H140ZM142 217H141V218H142ZM94 218H95V217H94ZM144 218H143V220H144ZM77 219H78V218H77ZM110 221H111V222H110ZM91 223H93V222H90V224H91ZM97 224H99V225H97ZM88 225H89V224H88ZM100 225H102L101 227H103V228H101ZM85 226H86V224H85ZM91 226H93V224H91ZM97 226H99V227H97ZM83 228H84V230H85V227H83ZM88 228H89V226H88ZM88 228H87V229H88ZM90 229H91V230H90V233H91V231H92L93 229H92V227H91ZM100 230H98V231H100ZM85 231H86V233H87L89 230H88V231L85 230ZM103 231H102V232H103ZM94 232H95V231H92V233H94ZM88 233H89V232H88ZM11 235H12V236H11ZM13 236H14V233H11V232H10L9 237H8V240H9L10 237H13ZM106 236H107V235H106ZM19 240H21V239H18V241L15 243V250L13 249L14 251H12V250H8V251H12L11 254H9L10 257H12L13 255H14L15 257H17V256L20 255L19 252L21 251V249H23V247H22L21 244H19V245L17 244V243L19 242ZM7 242H8V241H7ZM7 242H1V241H0V245H1L2 243H4L5 246L10 247L12 244L10 243V241H9L8 243H7ZM20 242H21V241H20ZM9 243H10V246L7 245V244H9ZM106 243H107V241H106ZM11 247H12V246H11ZM13 247H14V246H13ZM16 248H17V249H16ZM18 249H19V250H18ZM15 251H16V252H15ZM13 253H14V254H13ZM18 254H19V255H18ZM15 259H17V258H15ZM15 259H12V258H11V262L13 263ZM16 261H17V260H16ZM86 262H87V263H86ZM12 263H10V264H12ZM48 263H49V262H47V264H48ZM65 263H66V264H69V262H67V261H65ZM15 264H16V262H15ZM17 264H19V261H17ZM63 264H64V263H63ZM83 264H90V263L88 262V260H85V261L83 262Z\"/></svg>",
	"mask_w": 264,
	"mask_h": 264
}]
</instances>
